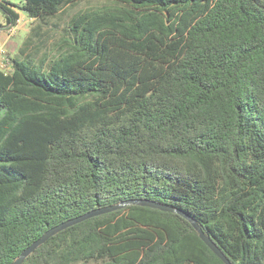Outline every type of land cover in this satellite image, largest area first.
<instances>
[{
  "label": "trees",
  "instance_id": "obj_1",
  "mask_svg": "<svg viewBox=\"0 0 264 264\" xmlns=\"http://www.w3.org/2000/svg\"><path fill=\"white\" fill-rule=\"evenodd\" d=\"M78 1L0 0V264H264V0Z\"/></svg>",
  "mask_w": 264,
  "mask_h": 264
},
{
  "label": "water",
  "instance_id": "obj_2",
  "mask_svg": "<svg viewBox=\"0 0 264 264\" xmlns=\"http://www.w3.org/2000/svg\"><path fill=\"white\" fill-rule=\"evenodd\" d=\"M128 203H136L139 204L141 206H145L148 208H153V209H158L160 211H164V212H172V213H176L181 215L182 217H184L185 219H187L189 221V223L192 225V227L197 231L199 238L201 239V241L213 252V254L215 256H217L224 264H231L229 262V260L226 258V256L222 253V251L216 246V244L209 238L207 237L202 230L198 227V225L195 223V221H193L192 219H190L189 217H187L186 215L182 214L180 211L178 210H174L169 206H163L160 204H157L155 202L152 201H133V202H127V203H123L120 205H116V206H111V207H107V208H102V209H98V210H94L82 217L76 218L74 220H71L67 223L61 224L53 229H50L49 231H47L40 239H38L36 242H34L31 246H29L15 261H13L11 264H22L24 259L30 254L32 253L39 245H41L42 243H44L49 237H51L52 235H54L55 233H57L58 231L66 228L69 225H72L74 223H77L79 221H83L84 219L96 216V215H100V214H104V213H108L117 209H120L122 207H124L126 204Z\"/></svg>",
  "mask_w": 264,
  "mask_h": 264
},
{
  "label": "rangeland",
  "instance_id": "obj_3",
  "mask_svg": "<svg viewBox=\"0 0 264 264\" xmlns=\"http://www.w3.org/2000/svg\"><path fill=\"white\" fill-rule=\"evenodd\" d=\"M14 4H19L21 0H10ZM97 1H85L81 0L73 4L72 6L65 9L62 15L59 17V25L60 28H62L66 22L70 20V18L76 14L79 11H83L86 8H89L93 5H95ZM0 22H3L2 13L0 12ZM35 25V22L32 21L29 17H27L24 13H19V23L18 26L15 29V32L7 38V29L2 30L0 34V43L5 42L4 46V56L6 60L9 59V57H12L18 50L19 47H21L23 41L27 37V35L30 32V29ZM7 62H4V59H0V66L3 67L4 70H8L9 64H6Z\"/></svg>",
  "mask_w": 264,
  "mask_h": 264
},
{
  "label": "built area",
  "instance_id": "obj_4",
  "mask_svg": "<svg viewBox=\"0 0 264 264\" xmlns=\"http://www.w3.org/2000/svg\"><path fill=\"white\" fill-rule=\"evenodd\" d=\"M18 23H19V19L17 20V22H16V24L14 26H12V27L7 29V34H6L7 38L10 37L13 34V32H15V29L18 26ZM5 42L6 41L0 43V59L1 58L4 59V62L6 61L7 62L6 64H9V60L8 59L6 60L5 58H3V56H4V50L3 49H4V46H5ZM0 68L3 69V67H1V66H0Z\"/></svg>",
  "mask_w": 264,
  "mask_h": 264
},
{
  "label": "crops",
  "instance_id": "obj_5",
  "mask_svg": "<svg viewBox=\"0 0 264 264\" xmlns=\"http://www.w3.org/2000/svg\"><path fill=\"white\" fill-rule=\"evenodd\" d=\"M2 23V22H1ZM2 30L0 31V34H1Z\"/></svg>",
  "mask_w": 264,
  "mask_h": 264
}]
</instances>
